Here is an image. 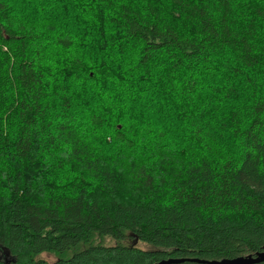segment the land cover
Returning a JSON list of instances; mask_svg holds the SVG:
<instances>
[{"label":"trees","instance_id":"obj_1","mask_svg":"<svg viewBox=\"0 0 264 264\" xmlns=\"http://www.w3.org/2000/svg\"><path fill=\"white\" fill-rule=\"evenodd\" d=\"M200 65L207 101L192 112L204 124L186 118L181 145L194 154L206 140L216 155L180 178L136 148H149L152 119L177 127L179 110L164 113L155 93L180 81L190 95L183 72ZM2 159L0 264L262 252L264 0H0ZM55 179L72 195L51 196L63 193Z\"/></svg>","mask_w":264,"mask_h":264},{"label":"rangeland","instance_id":"obj_2","mask_svg":"<svg viewBox=\"0 0 264 264\" xmlns=\"http://www.w3.org/2000/svg\"><path fill=\"white\" fill-rule=\"evenodd\" d=\"M213 64H209V66L214 65ZM206 70L204 65H200L199 69H197L195 71V73L193 75H191L189 72H183V76L185 77V79H188V81L190 83H192L191 87L189 88L191 90L190 95L187 96H182L180 91H181V83L178 79H176L179 82L174 81V84L171 86L167 85L164 87H161V89L159 91H157L155 93V97H158V100H160V102H162V106L166 107L165 112L164 113H168L170 112V110H179V118L175 119L174 121H176L177 123L179 122V124L177 125V127H173L171 125L168 124V121L164 118V119H152V123L153 125L151 126V129L148 128L147 131L148 133H150V135L148 136L149 139L152 140H148L149 143L151 144H147L149 145V148L146 151H141V147L137 146V151L138 153H143L145 158L148 159V161L152 162V165L155 168H166L168 170H170V174H174L177 175L178 177H182L186 171L189 169L188 165L190 163V161L194 160L195 157L199 156V155H204L206 158L209 159H213V154L216 155L215 153H213L211 150L214 149L215 145L210 143L209 141L206 140H202V141H198L197 145H198V149L197 151L193 154L194 152V148H190L191 150H189V153L186 154L185 149L183 146L185 145H181L182 141H183V137L184 135L186 136L188 130L186 129V127L188 125H184V121H186L185 119L188 118V120L190 121L189 123L195 122L197 120H199V124H204L203 122H201V117H199V113H193L192 111L195 110L194 108V104L201 102L200 105L201 107H204L205 103L207 100H203V98H199V96H202V90L200 88H203V83L201 80V76L203 77L204 75H206ZM177 75H179L178 73H176ZM177 75H174V77H178ZM212 76V75H211ZM180 79V78H179ZM175 89L174 90H170L171 88ZM199 106V105H198ZM204 112V111H203ZM187 122V121H186ZM170 128V129H169ZM173 131V135H175L176 137L171 139V135L168 134L169 130ZM157 133H161V137L157 136ZM197 136L194 134L193 136L191 135V138H196ZM171 141L170 144H168V141ZM181 147V148H180ZM220 147V146H219ZM180 148V149H178ZM222 149H228V150H233L234 146H232L230 143H225L223 145H221ZM182 149V151H180ZM177 152V154H172L171 152ZM240 151V150H239ZM159 152V156L158 153ZM166 154V156L161 160L158 161V157H160V154ZM234 154V153H233ZM231 155V159H234V155ZM117 153L113 154L112 156H116ZM188 156L189 160H188ZM228 156V155H227ZM228 157V158H230ZM61 158V157H60ZM57 159H55L56 161ZM64 163L63 162H57L55 164V169H56V165L59 166ZM4 166L6 167V163L5 161L2 159L0 161V167ZM158 166V167H157ZM47 167H41L39 166L37 168L40 169V172H45V169ZM50 168L52 169V166L50 165ZM61 170V169H60ZM62 172V170H61ZM62 178V177H60ZM50 181V178L48 179ZM71 179L69 178L67 181L68 186L70 185ZM56 181V185H53L54 188H63V193H58L59 190H57L58 192H51L49 193L51 196H53L54 198L59 197L62 195L61 198L67 197V196H71V189L67 188L66 182L64 181H59L58 179H55ZM45 182H38L36 179V186L38 189H40V187L42 185H44ZM56 190V189H54ZM75 193V192H74ZM42 258L44 260H46L49 263H53L56 261V258L54 255H48V254H44L42 255Z\"/></svg>","mask_w":264,"mask_h":264},{"label":"water","instance_id":"obj_3","mask_svg":"<svg viewBox=\"0 0 264 264\" xmlns=\"http://www.w3.org/2000/svg\"><path fill=\"white\" fill-rule=\"evenodd\" d=\"M187 262L198 264H262L264 263V249L262 252L238 257L232 260L204 261L199 259H170L161 261L158 264H182Z\"/></svg>","mask_w":264,"mask_h":264},{"label":"clouds","instance_id":"obj_4","mask_svg":"<svg viewBox=\"0 0 264 264\" xmlns=\"http://www.w3.org/2000/svg\"><path fill=\"white\" fill-rule=\"evenodd\" d=\"M9 7L10 8H15V7H17V5L13 3V4H10Z\"/></svg>","mask_w":264,"mask_h":264}]
</instances>
